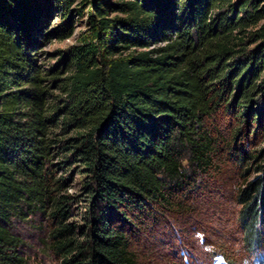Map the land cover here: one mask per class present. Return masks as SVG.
Returning a JSON list of instances; mask_svg holds the SVG:
<instances>
[{"label":"trees","instance_id":"1","mask_svg":"<svg viewBox=\"0 0 264 264\" xmlns=\"http://www.w3.org/2000/svg\"><path fill=\"white\" fill-rule=\"evenodd\" d=\"M77 2L0 0V264H30L16 224L35 217L59 264H141L142 228L224 151L252 174L242 244L264 251V0H87V34L43 65Z\"/></svg>","mask_w":264,"mask_h":264},{"label":"rangeland","instance_id":"2","mask_svg":"<svg viewBox=\"0 0 264 264\" xmlns=\"http://www.w3.org/2000/svg\"><path fill=\"white\" fill-rule=\"evenodd\" d=\"M74 7L83 9L80 14L75 12L74 33L63 39L48 38L44 42V46L38 50L39 62L43 65L56 61L59 56L56 49H66L80 43L81 37L87 34V0H78ZM59 20L56 17L53 23ZM221 131L230 138L234 131L233 120L225 118ZM262 145L264 141L259 139L251 143L255 149ZM240 173L239 166L226 151L219 154L214 166L198 178L195 190L184 198L187 205L185 210L157 213L158 220L154 222L150 219L148 228H142L140 236L134 240L140 263L264 264V251L255 255L242 244L236 220L239 205L235 200V193L245 178L250 179L252 174L242 177ZM81 182L82 173H74L68 191L81 194ZM81 210L82 202L79 201L76 205V218ZM37 221L38 218L35 217L16 224V230L24 240L23 252L30 264H59L46 245L44 229L37 227ZM196 233L202 235L197 237Z\"/></svg>","mask_w":264,"mask_h":264},{"label":"clouds","instance_id":"3","mask_svg":"<svg viewBox=\"0 0 264 264\" xmlns=\"http://www.w3.org/2000/svg\"><path fill=\"white\" fill-rule=\"evenodd\" d=\"M200 235H202V233H196V236L199 237Z\"/></svg>","mask_w":264,"mask_h":264}]
</instances>
